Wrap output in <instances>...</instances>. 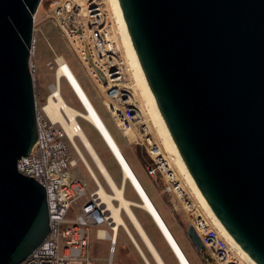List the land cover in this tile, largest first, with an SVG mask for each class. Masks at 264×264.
I'll use <instances>...</instances> for the list:
<instances>
[{"label":"water","instance_id":"water-1","mask_svg":"<svg viewBox=\"0 0 264 264\" xmlns=\"http://www.w3.org/2000/svg\"><path fill=\"white\" fill-rule=\"evenodd\" d=\"M43 0H0V264L50 232L46 187L18 168L38 143L35 15ZM170 134L204 197L264 264V0H119ZM86 54L101 79H107ZM189 237L203 241L191 221Z\"/></svg>","mask_w":264,"mask_h":264},{"label":"rangeland","instance_id":"rangeland-1","mask_svg":"<svg viewBox=\"0 0 264 264\" xmlns=\"http://www.w3.org/2000/svg\"><path fill=\"white\" fill-rule=\"evenodd\" d=\"M102 1L105 2L108 10V24L101 21L98 11L95 12L98 10L97 4L100 0L42 1L35 15L37 41L33 44L34 55L32 56V61L36 66L38 106L41 108L49 98L52 87L57 81L56 74L61 64L60 58H63V61L75 71L101 113L104 123L147 189L190 262L192 264H232L231 261L234 260L236 264H253L231 243L222 226L197 196L196 183L161 121L153 98L142 78L135 55L128 50L125 44L112 1ZM86 46L90 50L94 63L104 71L107 77L105 81L90 63L86 54ZM81 49L84 51H80ZM83 55H86L85 59L82 58ZM106 69L111 73L110 76H107ZM61 87L66 99L83 110V104L79 101L71 83L64 76L61 78ZM79 121L102 155L110 173L116 182L121 184L120 163L102 132L81 117ZM119 125H122V128ZM77 139L96 174L103 181L89 153L79 138ZM67 142L74 158L79 159L74 170H77L82 179L86 180L89 190H94L97 187L96 182L84 162L80 160L77 151L69 141ZM149 162L156 165L157 173L154 177L147 173L146 167ZM173 185H178L180 191H183L182 195L178 193L180 197L175 190H170L169 186ZM107 187L106 189L112 192L108 185ZM126 195L131 199L135 198L134 200H142L131 180L127 182ZM79 206L80 201L75 204V210ZM134 209L141 218L140 220L148 226L152 237L159 242L160 250L167 263L180 264L177 252L154 217L140 207L134 206ZM195 210L198 213V225L199 222L202 224L206 222L208 231L213 233L216 239V241L209 240L205 233H203L204 237L198 232L203 241L201 249L195 245L188 234ZM123 215L152 264H157L125 212ZM95 232L96 229H93L89 248L90 255L96 264H145L125 228L122 227L120 230L114 253L110 250V240L97 237ZM224 249L229 254L226 260L221 258Z\"/></svg>","mask_w":264,"mask_h":264},{"label":"built area","instance_id":"built-area-1","mask_svg":"<svg viewBox=\"0 0 264 264\" xmlns=\"http://www.w3.org/2000/svg\"><path fill=\"white\" fill-rule=\"evenodd\" d=\"M97 7L98 10L95 12L98 11V17L108 24V10L105 2L100 0ZM36 31L35 24L33 44L37 41ZM31 66L35 76L36 66L32 60ZM38 109L39 139L37 146L31 154L19 160L18 168L25 175H33L46 187L51 229L44 241L20 264H96L90 255L89 248L93 229H96V235L99 238H102L99 236L100 229L107 231V236L103 238L111 241L110 250L114 253L119 231L122 227L124 228V225L115 221L108 204L104 202L99 192L100 181L106 188L110 185L95 164L103 181L100 178L99 181L89 171L97 185L94 190H89L86 180H83L78 171L74 170L79 159L74 158L67 142L69 141L77 151L69 133L60 122H55L49 116L45 110V104L41 108L38 106ZM119 127L122 128V125ZM79 158L82 160L80 155ZM146 169L149 176H156L157 168L153 162H149ZM169 188L175 190L178 196L182 195L183 191H180L178 185L169 186ZM79 201L80 206L75 210V204ZM197 220L198 216H193L191 219L196 230L201 234L205 233L209 240L216 241L214 234L208 231L207 223L201 220L203 224L199 222L198 225ZM226 251V249L223 250L224 254L222 253L221 257L223 260L228 259L229 254ZM231 262L236 264L234 260Z\"/></svg>","mask_w":264,"mask_h":264},{"label":"bare ground","instance_id":"bare-ground-1","mask_svg":"<svg viewBox=\"0 0 264 264\" xmlns=\"http://www.w3.org/2000/svg\"><path fill=\"white\" fill-rule=\"evenodd\" d=\"M112 1V6L114 9V12L116 14V20L120 25L121 31L123 33L124 41L125 44L127 45L128 50L132 51L133 54L136 57V60L138 62V66L140 68L142 78L153 98V102L157 108L158 114L161 118V121L163 122V125L169 134L171 141L173 142L175 148H177L170 131L168 130V127L166 126V123L161 115V112L158 108V105L156 103V100L154 98V95L150 89V86L148 84V81L146 79V76L144 74V71L142 69V66L140 64V61L138 59V56L136 54L134 45L132 43L123 13L122 9L120 6L119 0H111ZM69 75L71 78V81L77 90V92L81 95L82 99L85 101V103L88 106V111H84L77 106L71 104L65 97L62 87H61V78L63 75ZM57 81L52 87L51 91V96L49 100L45 102V110L49 114V116L55 121V122H60L67 132L69 133L70 138L72 139L78 154L81 156L82 161L85 163L87 169L93 173L98 179V175L96 174V171L94 170V167L92 163L88 161L86 158L85 153L83 152L81 146L79 145L78 139L79 138L80 142L83 144L84 148L87 150L89 153L90 157L92 158L93 162L97 165L99 170L104 174L106 177L110 187L112 188L113 192H109L104 184L100 181V195L103 198L104 202H106L109 206V209L111 210L113 217L115 218V221H117L118 224L124 225V228L129 230L131 235H132V240L134 241L137 249L141 253V255L147 260L148 264H151V260L148 257L147 253L145 252L144 248L142 245L139 243L137 240L136 236L132 232L129 224L127 223L123 212L127 215V217L130 219L131 223L135 227V230L137 234L141 237L142 241L146 245V248L148 251L152 254L153 258L155 259L157 264H168L163 255L160 253L159 248L157 245L154 243L152 238L150 237L149 233L146 230V227L140 220L138 214L136 213L134 206H138L144 210H146L148 213H150L155 221L157 222L158 226L160 229L163 231L165 236L167 237L168 241L174 248V250L177 252V255L179 256V262L180 264H192L186 255L185 251L179 244L178 240L176 239L175 235L173 234L172 230L169 228L167 222L165 221L164 217L158 210L157 206L151 199L149 193L147 192L145 186L143 183L140 181L138 178L137 174L135 173L133 167L125 157L124 153L120 149L119 145L115 141L114 137L112 136L110 130L104 123L102 117L99 115V113L96 111V109L91 105L85 91L81 88L79 83L76 81L72 73L70 72L68 66L64 63H62L58 70H57ZM38 111V110H37ZM83 118L90 123H92L97 129H99L108 144L110 145L111 149L113 150L115 156L117 157L120 167H121V172H122V181L121 184H118L112 174L110 173L107 165L105 164L101 154L99 153L98 149L96 146L93 144L92 140L88 136L86 130L83 128L82 124L79 121V118ZM77 135V137H76ZM178 150V148H177ZM179 152V150H178ZM180 154V152H179ZM181 156V154H180ZM182 158V156H181ZM183 160V158H182ZM184 162V160H183ZM185 163V162H184ZM186 165V164H185ZM187 167V166H186ZM188 169V168H187ZM189 171V170H188ZM190 172V171H189ZM191 177L193 178L192 174L190 173ZM81 176V175H80ZM127 179L131 180L133 185L139 190V193L141 194L142 200H134L129 198L126 195V186H127ZM194 180V178H193ZM195 181V180H194ZM196 183V181H195ZM195 190L196 194L199 197V199L205 203V206H207L208 211L210 214L214 217V219L218 222L219 225L222 226L224 233L226 236L230 239L231 243L244 255L246 258L252 262L253 264H258L247 252L246 250L238 243V241L232 236V234L226 229V227L223 225V223L220 221L210 204L206 203L205 197L201 190L199 189L197 183L195 184ZM115 200H117V203H115ZM193 216L197 217L198 213L195 210L193 213ZM193 219V218H192ZM198 223V220L196 221V224ZM99 236L103 238L104 236H107V231L105 229H100L99 231Z\"/></svg>","mask_w":264,"mask_h":264},{"label":"flooded vegetation","instance_id":"flooded-vegetation-1","mask_svg":"<svg viewBox=\"0 0 264 264\" xmlns=\"http://www.w3.org/2000/svg\"><path fill=\"white\" fill-rule=\"evenodd\" d=\"M59 21H60V20H59ZM80 51H84V49H83V50L81 49ZM82 58L85 59V58H86V55H83ZM95 60H96V58H95ZM60 62H61V64L64 63V64H66V65L68 66L70 72L72 73V75L74 76V78L76 79V81L79 83V85L81 86V88L85 91V93H86V95H87V97H88V99H89L91 105L96 109V111H97V112L99 113V115L101 116V113L99 112V110L97 109V107H96V105L93 103V101L91 100L90 96L88 95L86 89L84 88V86L82 85V83L80 82V80L78 79V77H77L75 71L73 70V68H72L69 64L65 63V61H63V58H60ZM96 62L99 64V62H98L97 60H96ZM61 64H60V65H61ZM86 64H87L89 67H91V68L93 69V67L90 66V65L88 64V62H86ZM99 65H100V64H99ZM101 67H102V66H101ZM93 70H94V69H93ZM105 71H106V73H107V76H110V75H111V73H110L107 69H106ZM63 76L66 77V78L68 79V81L71 83V85H72V87H73V90L75 91L77 97L79 98V101H80V102L83 104V106H84V109H83V110H84V111H88L89 109H88L87 104H86L85 101L82 99L81 95L77 92V90L75 89V87H74V85H73V83H72L71 78L69 77V75L67 74V75H63ZM105 84H107V83H105Z\"/></svg>","mask_w":264,"mask_h":264},{"label":"crops","instance_id":"crops-1","mask_svg":"<svg viewBox=\"0 0 264 264\" xmlns=\"http://www.w3.org/2000/svg\"><path fill=\"white\" fill-rule=\"evenodd\" d=\"M103 119V118H102ZM104 121V120H103ZM97 148V147H96ZM100 153V152H99ZM102 156V155H101ZM103 158V157H102ZM104 160V159H103ZM105 162V161H104ZM105 164H106V162H105ZM107 165V164H106ZM108 167V166H107ZM127 182H128V179H127ZM127 187V186H126ZM136 188V187H135ZM136 190H137V192L139 193V190L136 188ZM147 190V189H146ZM148 192V191H147ZM139 195L141 196V194L139 193ZM132 199H135V198H132ZM141 199H142V197H141ZM138 207V206H137ZM141 219V218H140ZM142 221V220H141ZM143 222V221H142ZM143 224L145 225V227H146V230H147V232L149 233V235H150V237L152 238V240L154 241V243L157 245V247L159 248V251H160V253L162 254V252H161V250H160V246H159V242L155 239V238H153L152 237V235L150 234V232L148 231V226H146V224L143 222ZM121 230V229H120ZM126 231H127V233L129 234V236H131V238H132V235H131V233H130V231L129 230H127L126 229ZM96 233V232H95ZM119 233H120V231H119ZM92 234H93V231H92ZM97 236V235H96ZM118 238H119V234H118ZM109 240V239H108ZM91 241H92V235H91ZM91 243V242H90ZM110 243H111V241H110ZM117 244H118V239H117V243H116V245H115V251H116V246H117ZM110 248H111V244H110ZM138 250V249H137ZM114 251V252H115ZM138 252H139V250H138ZM139 254H140V256H141V258H142V260L144 261V263L145 264H148L147 263V260L141 255V253L139 252ZM163 255V254H162ZM164 257V256H163ZM151 262V261H150ZM131 264H137V263H131ZM151 264H152V262H151Z\"/></svg>","mask_w":264,"mask_h":264},{"label":"trees","instance_id":"trees-1","mask_svg":"<svg viewBox=\"0 0 264 264\" xmlns=\"http://www.w3.org/2000/svg\"><path fill=\"white\" fill-rule=\"evenodd\" d=\"M83 150V149H82ZM84 152V151H83ZM85 153V152H84ZM86 155V154H85ZM86 158L88 159V157L86 156ZM88 161L90 162V160L88 159ZM91 163V162H90Z\"/></svg>","mask_w":264,"mask_h":264}]
</instances>
